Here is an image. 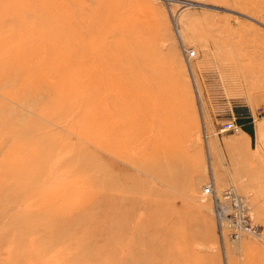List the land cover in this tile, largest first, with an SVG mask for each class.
I'll return each mask as SVG.
<instances>
[{
  "label": "rangeland",
  "instance_id": "obj_1",
  "mask_svg": "<svg viewBox=\"0 0 264 264\" xmlns=\"http://www.w3.org/2000/svg\"><path fill=\"white\" fill-rule=\"evenodd\" d=\"M76 1L0 0V264H264V0H111L154 34L171 104L119 138ZM233 116L239 131L219 134ZM154 124L169 128L168 156L151 152ZM211 182L245 199L263 238H221ZM167 222L183 226L159 234Z\"/></svg>",
  "mask_w": 264,
  "mask_h": 264
},
{
  "label": "bare ground",
  "instance_id": "obj_2",
  "mask_svg": "<svg viewBox=\"0 0 264 264\" xmlns=\"http://www.w3.org/2000/svg\"><path fill=\"white\" fill-rule=\"evenodd\" d=\"M73 4L81 16V22L85 25L83 33L95 34L99 39V43L88 46L90 52L87 60L95 65L90 77L92 81L100 84L101 94L96 99L107 103L101 118L111 125L109 133L113 134L112 138L121 136L122 131L128 126V118L149 112L151 105H154L152 106L154 111L171 108L170 102L166 101L167 92L159 88L161 83L162 85L166 83L163 75L164 65L161 62L163 56L160 51H156L157 40L146 23L140 21L135 14H121L122 6L112 4L111 0H77ZM189 5L192 4L188 3ZM57 9L58 12L51 16L50 26L53 29H59L58 22L65 16L63 13H66L64 11L66 9L59 8V5ZM94 19L98 23L90 22ZM159 76L163 78L160 79ZM157 77L158 80L163 81L155 83ZM112 121L114 124H110ZM169 132V128L156 127L154 124V149L151 150L153 154L163 152L168 156L174 149L168 140ZM112 158L116 161L121 160L118 153ZM173 167L171 163H156L151 170L153 175L158 180H163L166 186L174 183L183 190L186 189V186L179 185L181 179L173 171ZM203 192L204 188L202 191L204 197ZM151 205L156 209L160 208L157 204L151 203ZM175 225V222L173 226L168 222L163 226L158 224L159 234L168 233ZM176 226L182 227L183 222Z\"/></svg>",
  "mask_w": 264,
  "mask_h": 264
},
{
  "label": "built area",
  "instance_id": "obj_3",
  "mask_svg": "<svg viewBox=\"0 0 264 264\" xmlns=\"http://www.w3.org/2000/svg\"><path fill=\"white\" fill-rule=\"evenodd\" d=\"M185 53L189 61L196 57L194 50H186ZM261 114L264 115V110ZM238 131L237 118L233 116L222 125L218 133H236ZM203 195L212 201L218 231L223 240L226 236L231 240H238L244 235L263 238V233L250 218L246 202L233 189L218 193L214 183L211 182L205 185Z\"/></svg>",
  "mask_w": 264,
  "mask_h": 264
},
{
  "label": "water",
  "instance_id": "obj_4",
  "mask_svg": "<svg viewBox=\"0 0 264 264\" xmlns=\"http://www.w3.org/2000/svg\"><path fill=\"white\" fill-rule=\"evenodd\" d=\"M191 6H199V7H205V8H209V7H206V6H201V5H197V4H193Z\"/></svg>",
  "mask_w": 264,
  "mask_h": 264
}]
</instances>
